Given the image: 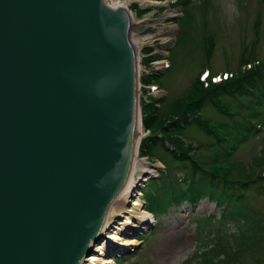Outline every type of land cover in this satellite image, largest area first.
I'll list each match as a JSON object with an SVG mask.
<instances>
[{
  "label": "water",
  "instance_id": "obj_1",
  "mask_svg": "<svg viewBox=\"0 0 264 264\" xmlns=\"http://www.w3.org/2000/svg\"><path fill=\"white\" fill-rule=\"evenodd\" d=\"M129 26L121 0H0V264L101 239L138 147Z\"/></svg>",
  "mask_w": 264,
  "mask_h": 264
},
{
  "label": "rangeland",
  "instance_id": "obj_2",
  "mask_svg": "<svg viewBox=\"0 0 264 264\" xmlns=\"http://www.w3.org/2000/svg\"><path fill=\"white\" fill-rule=\"evenodd\" d=\"M133 2L137 7L129 8ZM128 8L134 17L148 18V24H143L142 35L148 38L151 35V40L141 45L150 49L148 52L142 50L141 67L139 64L136 93L140 108L145 104V99L140 102L144 98L141 84L146 83L143 78L157 70L165 71L156 80L158 88H148L147 92V95L162 99L157 120H169L174 116L180 101L194 89L198 73L206 67L211 75L222 71L236 73L240 62L264 58V0H130ZM145 8L148 10L143 11ZM169 11H173L172 15ZM165 13L170 16L165 18ZM146 58L150 61L145 63ZM249 93L256 94V91ZM263 97L262 93L223 95L221 101L233 115L220 112L211 102L202 108L204 117L227 124L225 128L230 134L224 143L206 134L198 124L185 125L175 133L184 144L192 146L193 153L206 167L210 166L208 162L220 161L218 166L227 171L230 162L235 165L234 173L240 172L249 178L225 209L215 200V195L208 197L204 193L211 180L206 170L196 173L202 193L169 200V185H178L180 191L186 193V183L190 181L183 183L191 175L190 162L172 156L170 138L164 141L167 149L159 142L153 146L154 156L140 155L137 149V158L145 160L152 172L141 174L138 186L130 192L137 194L135 198L142 201L140 207L151 215L143 226L132 229V235L139 239L134 247L123 249L109 244L108 256L115 264H264V177L257 181L259 173L264 176L261 165L264 156ZM254 108L257 109L254 119L258 130L251 127L243 139L242 133L248 129L243 123L246 122L244 116ZM143 131V138L152 133L151 128ZM220 145L229 147V154ZM215 149L218 150L216 156ZM149 185L162 200L157 213L151 211L145 199ZM123 215L115 214L112 226L124 221ZM103 236L104 233L101 238ZM96 243L98 241L92 248Z\"/></svg>",
  "mask_w": 264,
  "mask_h": 264
},
{
  "label": "trees",
  "instance_id": "obj_3",
  "mask_svg": "<svg viewBox=\"0 0 264 264\" xmlns=\"http://www.w3.org/2000/svg\"><path fill=\"white\" fill-rule=\"evenodd\" d=\"M131 6L132 8H136L137 4L133 3ZM149 49L150 48L148 46H145L143 50L148 52ZM148 61H150V58L144 59L145 63ZM162 74L163 73L158 70L154 71L146 76V78H143V81L150 82L152 79H158V77H161ZM193 86L194 89L183 100L180 101L174 112V116L170 117L169 120L167 118L157 120L160 117L158 116L159 108L157 105H155V102H161V98H151L150 102L142 105V124L146 129L151 128L152 133L149 136L141 139L139 145V154L143 156H154L152 151L153 146L159 142L163 149H167L164 141L166 138H170L173 141V149L170 150V152H172V156L181 161L184 159L188 160L190 162L191 175L190 178L183 183L185 184L186 182L190 181L189 184L186 183V193L184 191H180L181 189L178 187V185H173V183L172 185H169L171 187L168 188L169 200L177 201L180 199V197L189 198L186 196V194L189 193H194V195L202 193L203 190L201 185L198 187V176L196 173L206 170L211 177L208 186H206V189L204 190L206 196L212 197L215 195V200L220 204H223L224 201H229V203H231L234 199L233 197H236L238 194V192H236L237 189L243 188V185L247 184L249 178L245 175L239 174L240 172L234 173L233 169L235 168V165L230 162H228L229 167L227 171H223L221 167L218 166L220 161L208 162L210 166L209 168L208 166L206 167V164L202 161H199L195 154L192 153V146L190 144H184V142H182L175 133L179 131V129H182V127L185 125L188 126L191 124H198L203 127L206 134L210 136L213 135L217 140L221 141V143H224L225 137L230 134V132H228L225 128L227 124L213 122L212 120L202 116L201 110L208 102H211V104L220 112L233 115V113L227 111V108L221 102V97L223 95L247 94L255 96L261 93L264 94V59L261 64L244 71L239 70L235 76L230 77L229 79H226L218 84L210 83L209 85H204V83L200 81L197 76ZM254 91H256V94L249 93ZM255 113H257L256 108L253 109V112L244 116V120L246 122L243 123L248 126H246L248 129L242 133L243 139L248 136L251 127H254V131L257 130L255 125L251 124L249 120L250 118H254ZM166 122H168V124H165ZM170 126H175L176 129H172ZM157 131H159L160 134L156 133ZM220 148L224 150L226 154H229V147L220 145ZM217 153L218 150L215 149L214 155L216 156ZM217 183L223 186H219ZM182 187H184V185H182ZM151 188L152 187L149 185L148 190H146L145 199L151 211L153 213H157L162 204V200L160 199V195L158 196L156 193L151 191Z\"/></svg>",
  "mask_w": 264,
  "mask_h": 264
},
{
  "label": "bare ground",
  "instance_id": "obj_4",
  "mask_svg": "<svg viewBox=\"0 0 264 264\" xmlns=\"http://www.w3.org/2000/svg\"><path fill=\"white\" fill-rule=\"evenodd\" d=\"M123 8L127 11L129 16V25L131 24V27L129 26L130 31V45L132 49V57H133V63H134V69L135 74L137 72H140L139 64L141 67V62L143 60V53L142 50L144 47H141L142 44H144L147 39L151 40V35H149V38L147 35H142L143 26L148 24V18L144 17L143 19L134 17L133 14L130 13L129 8L133 3H130L128 8V2L130 0H121ZM151 2V0H143ZM144 10H148V8H145ZM173 11H169L172 15ZM169 13H165V18H167ZM144 24V25H143ZM135 30L132 31V27ZM144 26V27H145ZM140 53L142 54V57L140 59ZM138 67V70H137ZM138 78V77H137ZM136 78V88L138 79ZM143 85L141 84V89ZM134 105L135 107L139 108V101H138V95L135 92L134 94ZM134 119L132 122L131 127V135L133 136V144L137 145L138 140L140 137L143 136L142 134V128L139 125V110L137 109V113L133 110ZM133 128V130H132ZM131 136V141H132ZM137 150L135 149L132 153V158L130 160V163L127 168V180L125 183V186L121 189V191L116 195L114 200L111 202L109 207L106 211V217L104 220V223L101 227V233H104L103 238L100 242L96 243V247L92 248L88 256H85L82 259V264H115L113 259L108 256V253L110 252L109 245L107 247L108 242L111 243H117V245L121 246L123 249H128L134 247V245L139 243V239H137L135 236L132 235V229L137 228L138 226H143V224L146 223L148 217L151 215L145 211V209L140 207V204H142V201H139L135 198L137 194L131 195V192L133 193L136 186H138V182L140 180L141 174H147L148 172H152V169L150 165L143 159L137 158ZM159 166V165H158ZM136 175V176H135ZM132 190V191H131ZM131 191V192H130ZM129 197H132L130 200ZM115 214L121 215L124 214V221L119 222L117 226H112V219L115 216ZM131 230V231H130ZM113 243V244H114ZM106 246V247H105ZM104 248L106 249V256H102V253L104 252Z\"/></svg>",
  "mask_w": 264,
  "mask_h": 264
},
{
  "label": "snow or ice",
  "instance_id": "obj_5",
  "mask_svg": "<svg viewBox=\"0 0 264 264\" xmlns=\"http://www.w3.org/2000/svg\"><path fill=\"white\" fill-rule=\"evenodd\" d=\"M206 75V74H205Z\"/></svg>",
  "mask_w": 264,
  "mask_h": 264
}]
</instances>
